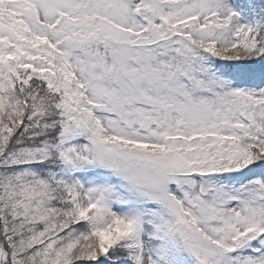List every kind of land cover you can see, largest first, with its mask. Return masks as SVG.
I'll list each match as a JSON object with an SVG mask.
<instances>
[{
    "label": "snow or ice",
    "instance_id": "1",
    "mask_svg": "<svg viewBox=\"0 0 264 264\" xmlns=\"http://www.w3.org/2000/svg\"><path fill=\"white\" fill-rule=\"evenodd\" d=\"M0 264H264V0H0Z\"/></svg>",
    "mask_w": 264,
    "mask_h": 264
}]
</instances>
